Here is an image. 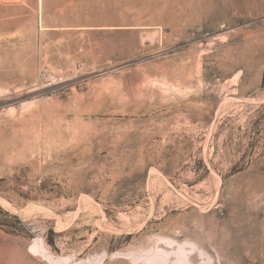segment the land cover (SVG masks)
<instances>
[{
  "label": "rangeland",
  "instance_id": "1",
  "mask_svg": "<svg viewBox=\"0 0 264 264\" xmlns=\"http://www.w3.org/2000/svg\"><path fill=\"white\" fill-rule=\"evenodd\" d=\"M163 240L264 264V0H0V264Z\"/></svg>",
  "mask_w": 264,
  "mask_h": 264
},
{
  "label": "bare ground",
  "instance_id": "2",
  "mask_svg": "<svg viewBox=\"0 0 264 264\" xmlns=\"http://www.w3.org/2000/svg\"><path fill=\"white\" fill-rule=\"evenodd\" d=\"M32 250L39 257H48L40 244H35ZM203 255L192 242L177 243L172 240H163L135 256V260L139 264H213L209 257L204 260Z\"/></svg>",
  "mask_w": 264,
  "mask_h": 264
}]
</instances>
